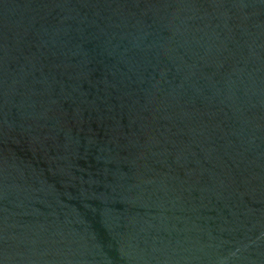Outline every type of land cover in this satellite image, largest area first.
Segmentation results:
<instances>
[{
  "label": "water",
  "instance_id": "1",
  "mask_svg": "<svg viewBox=\"0 0 264 264\" xmlns=\"http://www.w3.org/2000/svg\"><path fill=\"white\" fill-rule=\"evenodd\" d=\"M0 264H264V0H0Z\"/></svg>",
  "mask_w": 264,
  "mask_h": 264
}]
</instances>
